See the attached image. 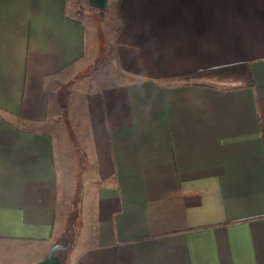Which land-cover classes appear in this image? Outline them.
<instances>
[{
    "label": "crops",
    "instance_id": "obj_1",
    "mask_svg": "<svg viewBox=\"0 0 264 264\" xmlns=\"http://www.w3.org/2000/svg\"><path fill=\"white\" fill-rule=\"evenodd\" d=\"M93 9L0 0V264H264V0Z\"/></svg>",
    "mask_w": 264,
    "mask_h": 264
},
{
    "label": "trees",
    "instance_id": "obj_2",
    "mask_svg": "<svg viewBox=\"0 0 264 264\" xmlns=\"http://www.w3.org/2000/svg\"><path fill=\"white\" fill-rule=\"evenodd\" d=\"M200 78H211L219 81H241L245 86L255 85L251 70L248 66L241 64L220 66L216 68L184 74L183 76H181L182 80Z\"/></svg>",
    "mask_w": 264,
    "mask_h": 264
},
{
    "label": "water",
    "instance_id": "obj_3",
    "mask_svg": "<svg viewBox=\"0 0 264 264\" xmlns=\"http://www.w3.org/2000/svg\"><path fill=\"white\" fill-rule=\"evenodd\" d=\"M88 1L90 5L98 9H105L107 8L108 5V0H88ZM63 248H65V246L62 244H54L50 248L47 256L42 261H39L35 264H63L62 258L57 253L58 250Z\"/></svg>",
    "mask_w": 264,
    "mask_h": 264
},
{
    "label": "rangeland",
    "instance_id": "obj_4",
    "mask_svg": "<svg viewBox=\"0 0 264 264\" xmlns=\"http://www.w3.org/2000/svg\"><path fill=\"white\" fill-rule=\"evenodd\" d=\"M74 8L76 9V13L77 15L80 17L83 16V18H86L90 21H94V18L96 19V15H94V9L95 7H93L92 5H90L89 1L88 0H74ZM103 37V34L101 33V36L99 35V38H102ZM62 241V245H64L65 243V246H69L70 243L72 242V240H70V243H69V240H64V239H61ZM69 249V247H67L66 249L62 250H58L57 252H63V254H66L67 250Z\"/></svg>",
    "mask_w": 264,
    "mask_h": 264
}]
</instances>
